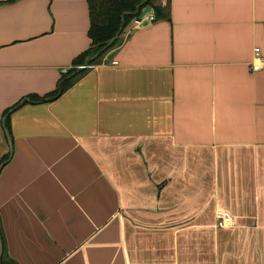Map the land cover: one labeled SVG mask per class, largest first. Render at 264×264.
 Masks as SVG:
<instances>
[{"label":"crops","instance_id":"0c3cea01","mask_svg":"<svg viewBox=\"0 0 264 264\" xmlns=\"http://www.w3.org/2000/svg\"><path fill=\"white\" fill-rule=\"evenodd\" d=\"M89 28L88 0H0V264H264V0H171L28 100Z\"/></svg>","mask_w":264,"mask_h":264},{"label":"trees","instance_id":"16d2710c","mask_svg":"<svg viewBox=\"0 0 264 264\" xmlns=\"http://www.w3.org/2000/svg\"><path fill=\"white\" fill-rule=\"evenodd\" d=\"M88 4L91 45L75 59L76 66L71 70L68 69L70 71L61 77L56 90L44 96L31 94L28 96V100L46 101L65 92L89 70L88 67L80 68L77 65H95L102 62L109 52L123 42L126 26L138 17L145 6L151 5L153 20H171V0H88ZM7 112H10V109ZM9 118L10 115L6 117L5 125L10 129ZM8 157L9 155L5 156L3 160ZM2 263L17 264L13 261H4V255Z\"/></svg>","mask_w":264,"mask_h":264},{"label":"built area","instance_id":"2783aa9c","mask_svg":"<svg viewBox=\"0 0 264 264\" xmlns=\"http://www.w3.org/2000/svg\"><path fill=\"white\" fill-rule=\"evenodd\" d=\"M149 19H152L153 18V15L150 13V16H147ZM137 20V18H136ZM139 22H141L142 20H137ZM256 51L257 53L260 51V48L257 47L256 48ZM89 65L88 64H80V68H84V67H88ZM261 63L258 62V63H255L253 65V68L254 69H259L261 68ZM217 224L220 226V225H234L235 224V220L233 218L232 215L228 214V213H220V216H219V219L217 220Z\"/></svg>","mask_w":264,"mask_h":264},{"label":"water","instance_id":"95a60500","mask_svg":"<svg viewBox=\"0 0 264 264\" xmlns=\"http://www.w3.org/2000/svg\"><path fill=\"white\" fill-rule=\"evenodd\" d=\"M151 10H152L151 5L145 6L144 9L141 11V13L138 15L137 20H142L143 22L148 23L149 18L147 16H150ZM113 55H114L113 52L109 53L108 58L111 59ZM2 254H3V241L0 235V262H1Z\"/></svg>","mask_w":264,"mask_h":264}]
</instances>
